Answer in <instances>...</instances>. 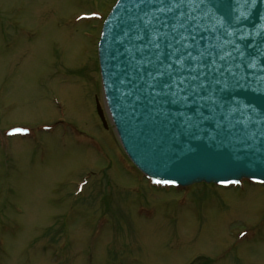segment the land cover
I'll return each instance as SVG.
<instances>
[{"label":"rangeland","instance_id":"rangeland-1","mask_svg":"<svg viewBox=\"0 0 264 264\" xmlns=\"http://www.w3.org/2000/svg\"><path fill=\"white\" fill-rule=\"evenodd\" d=\"M115 2L0 0V264H264V184L167 187L122 150L97 60Z\"/></svg>","mask_w":264,"mask_h":264},{"label":"water","instance_id":"water-1","mask_svg":"<svg viewBox=\"0 0 264 264\" xmlns=\"http://www.w3.org/2000/svg\"><path fill=\"white\" fill-rule=\"evenodd\" d=\"M97 59L119 144L146 178L264 183V0H117Z\"/></svg>","mask_w":264,"mask_h":264},{"label":"trees","instance_id":"trees-1","mask_svg":"<svg viewBox=\"0 0 264 264\" xmlns=\"http://www.w3.org/2000/svg\"><path fill=\"white\" fill-rule=\"evenodd\" d=\"M214 186V185H213Z\"/></svg>","mask_w":264,"mask_h":264}]
</instances>
